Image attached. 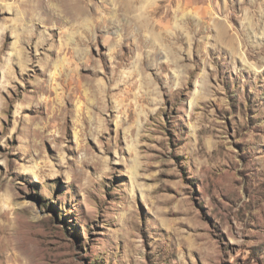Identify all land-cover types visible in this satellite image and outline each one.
<instances>
[{
  "label": "rangeland",
  "instance_id": "rangeland-1",
  "mask_svg": "<svg viewBox=\"0 0 264 264\" xmlns=\"http://www.w3.org/2000/svg\"><path fill=\"white\" fill-rule=\"evenodd\" d=\"M0 264H264V0H0Z\"/></svg>",
  "mask_w": 264,
  "mask_h": 264
},
{
  "label": "bare ground",
  "instance_id": "bare-ground-1",
  "mask_svg": "<svg viewBox=\"0 0 264 264\" xmlns=\"http://www.w3.org/2000/svg\"><path fill=\"white\" fill-rule=\"evenodd\" d=\"M219 31H220V32H219L220 38H221V39L226 38V36H225V34H226V30L223 29V28H221ZM226 40H227V39H226ZM228 40H229V39H228Z\"/></svg>",
  "mask_w": 264,
  "mask_h": 264
}]
</instances>
